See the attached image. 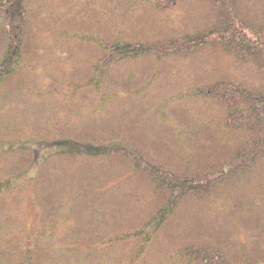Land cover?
<instances>
[{"label": "rangeland", "instance_id": "374dc122", "mask_svg": "<svg viewBox=\"0 0 264 264\" xmlns=\"http://www.w3.org/2000/svg\"><path fill=\"white\" fill-rule=\"evenodd\" d=\"M28 4L32 19L25 65L16 78L0 87V148L10 151L2 154L5 157L0 155V183H11L16 189L12 192L9 187L11 193L0 195V249L16 245L20 240L17 232L25 230L34 241L32 254L38 264H80L87 246H93L94 252L85 264H126L140 242L130 238L132 244L122 243L113 235L139 231L155 206L144 201L143 189L130 181L127 171L116 166L91 170L89 160L80 164L69 150L93 151V144H110L132 122L129 128L140 135L141 146L146 143L145 150L152 148L153 139L164 140L155 142L153 157L176 171L183 159L176 147H185L180 144L184 127L176 128L175 117L159 121L154 112L170 99L175 106L179 93L215 81L228 67L219 51L206 49L186 60L165 59L154 74L148 70L150 62L141 61L144 59L114 57L107 61L97 41L155 42L201 33L213 22L210 6L203 0H28ZM234 4L236 17L264 24V0H234ZM233 73L247 91L259 86L264 89V73L242 64ZM95 79L100 81L101 94L88 85ZM129 80L138 88L131 96L120 85L113 86L114 82L130 84ZM105 102L107 107L98 111ZM178 106L186 110L183 119L191 129L213 126L221 119L220 112L206 109L201 101H183ZM91 125L98 129L83 131ZM162 128L167 131L164 137L158 134ZM237 136L240 138L239 132ZM60 141L75 142L78 147L56 143ZM224 142L231 148L238 141ZM159 146L170 150L158 156ZM63 150L68 154L58 155ZM105 183L108 188L98 192ZM26 185L32 190L22 191ZM242 187L247 192L254 189L246 210L239 200L234 205L239 209L220 210L222 203L228 204L221 192L216 195L218 206L201 209L182 204L169 223L152 235L142 255L144 264H164L173 247L189 237L210 238L224 245L229 257L236 256L235 262L247 256L249 264H264V211L252 205L256 186L245 183ZM5 256L1 254L0 261Z\"/></svg>", "mask_w": 264, "mask_h": 264}, {"label": "trees", "instance_id": "16d2710c", "mask_svg": "<svg viewBox=\"0 0 264 264\" xmlns=\"http://www.w3.org/2000/svg\"><path fill=\"white\" fill-rule=\"evenodd\" d=\"M203 1L208 7L210 6L209 15L213 22L201 33L194 35L183 33L180 37L172 40L167 37L155 42L131 43L125 39L117 38H113L110 42L97 41V46L105 52L107 61L114 57L116 60L122 59V61L144 59L141 61H149L150 68L153 66L151 62L154 63L153 68L148 69L152 70L154 74L165 59L182 58L186 60L206 49L219 51L226 59L224 62L227 61L228 67L227 73L219 76L215 81L201 82L202 84L191 86L179 93L174 98L175 106L170 99L160 104L155 110L154 117L157 120L163 122L167 117L172 120L175 117L178 119L175 122L177 129H181L180 126L186 127L187 130H190V134H193H187V132L189 133L187 130L182 131L184 128L180 130V144L183 146L185 144V147L181 149L177 145L176 149L185 159L181 158L176 171L172 172L168 169L167 164H162L158 160L156 162V158L153 157L156 155L153 150H155V142L158 139L155 138L149 143L152 148L145 150L146 143L141 146L140 140L137 139L140 135L136 134L133 128H129L132 127V122H127L129 124L126 125L127 127L124 126L122 137L110 144H98L97 146L93 144L91 146L93 151L69 150L77 155L76 160L80 164L89 160L88 166L91 170L95 167L103 170L116 166L117 170L127 171V175L131 177L130 181L136 182L143 189L145 194L142 198L144 201L153 202L154 212L142 224L139 231L136 233L117 232L113 235L114 239L121 240L122 243L132 244L133 241L129 242L130 238H137L140 242L126 264L145 263L142 255L150 244L152 235L157 229L169 223V218L182 204H194L201 209L218 206L216 195L221 192V194L224 193V201H227L228 204L222 203V206H219L220 210L232 211L237 200H239L240 206L245 205L242 209L246 210L249 209L250 192L254 189H248L247 192L242 184L250 183L256 186L253 195L255 200L252 198V205L261 207L264 211V169H262V166L264 168V89L262 90V87L259 86L256 90L247 91L244 87L245 84L233 75L234 68L241 64L257 73H264V24L254 25L236 17L234 0ZM31 19L28 0H0V43L3 47V52L0 55V87L16 78V73L22 70L25 65L24 52L29 38V20ZM79 39L84 41L83 37H79ZM129 81L130 84L129 82L122 84L114 82L113 86L120 85L126 94L131 96L138 91V88L133 81ZM99 82L95 79L88 83L93 89L92 91L97 92L95 94L102 92ZM189 100L204 102L206 109L220 112L221 119L216 121L213 126L188 128L189 121L186 119L188 122H185L183 119L186 110L180 108L178 104L183 101L186 103ZM106 105L107 102L99 107L98 111H102ZM175 113L181 114V116H173ZM173 122L169 124L174 126ZM166 128L158 130V134L164 137L167 132ZM83 129V131L94 132L98 126H86ZM197 130H202V132L195 134ZM183 132L185 133L182 134ZM238 132L240 138L237 136ZM228 139L234 142L238 141L237 145L227 148L224 141ZM162 141L164 140L160 138L158 144ZM60 142L56 143L62 146L78 145L70 141ZM219 144L221 145L219 146ZM166 150L170 149L166 146H159L157 155L163 156ZM9 152L0 148V155L3 157L5 156L2 154ZM67 154V151L63 150L58 155L66 156ZM199 158L202 161H198ZM77 162H74L75 167H78ZM260 169L261 171H259ZM27 185L22 191L32 190L31 186ZM103 185L98 188V192L108 188L109 184ZM9 187H12L11 183H0V195L11 193ZM15 190V187L11 188L12 192ZM158 198L162 200L159 201ZM11 233L7 235L10 236ZM17 233L20 235V240L16 245L7 244L9 250L0 249V255H6L0 264H38L32 254L31 242L34 243V241L26 235L25 230H19ZM203 238L205 237H189L183 242H178L162 263H238L235 262V255L228 256L224 245L216 244L210 238L207 240ZM93 252V246H87L80 264H85ZM237 261H239L238 264H249L247 256L241 257Z\"/></svg>", "mask_w": 264, "mask_h": 264}]
</instances>
